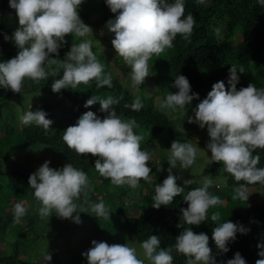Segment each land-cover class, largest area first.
<instances>
[{
  "label": "clouds",
  "instance_id": "1",
  "mask_svg": "<svg viewBox=\"0 0 264 264\" xmlns=\"http://www.w3.org/2000/svg\"><path fill=\"white\" fill-rule=\"evenodd\" d=\"M258 2L264 6V0ZM82 3L83 0H9V6L15 9L18 17L19 27L11 37L5 35V39L13 40L20 50L15 57L0 62V87L21 93L25 79L34 82L45 79L48 75L45 65L51 68L59 63V49L66 43L67 35L86 37L93 32L80 17L78 9ZM197 3L203 4L204 0H197ZM106 4L111 12L117 13L115 19H110L106 26L114 34L111 43L117 55L127 64L132 86H149L148 82L151 83L153 77L149 60L153 55L161 57L166 48L172 47L177 35L185 40L190 37L195 24L193 15L185 17L184 0H174L173 3L168 0H106ZM62 67V78L55 79L51 84L53 92L58 93L65 88L76 89L80 84L92 81L96 82L97 88L113 87L112 76L105 73V66L93 52L90 40L79 44L74 42L65 54ZM238 72L244 73L245 69L241 66L237 70V66L232 65L228 78L230 90L224 81L214 83L207 97L194 110V117L187 119L202 129L207 126L210 135L207 149L211 151V161L222 164L223 171L231 174L238 183L232 199L248 200L247 185L264 184V168L257 167L260 157L253 155L256 149H264V88L258 89L250 83L238 90ZM52 75L58 74L53 72ZM174 87L178 91L167 94L166 99L159 104L161 109L176 111L199 98L198 93H192L190 82L184 75L176 77ZM97 101L101 104V111L107 115L100 118L92 111L85 112L75 125L67 127L63 141L80 156L91 154L98 157L94 164L96 172L114 185L136 188L141 180L151 183L152 169L148 165L151 154L140 147L142 137L134 132L136 121L117 116L116 108L112 106L119 101L112 97L103 99L94 95L84 106L88 108ZM124 107L140 111L143 105L136 98ZM20 120L25 125L34 123L45 130L53 123L42 109H30L20 116ZM37 148L40 149L38 152L43 151L40 154L43 157L40 163L36 162L33 169L27 172H34L29 177V186L34 190V198L40 205L37 209L42 218L51 215L53 210L58 217L71 218L76 223H81L80 212L109 218V209L103 202L87 200L88 186L90 183H100V179L89 181L87 174L71 163L57 170L50 162V148L46 145ZM27 151L36 152V148H28ZM197 153L198 149L191 143L172 142L167 159L170 162L169 175L154 186L153 207L158 209L161 205H169L174 197L184 192V188L177 184L172 169L177 166L189 169ZM161 170L157 167V171ZM240 181L245 183L239 184ZM184 183L187 186L194 181L190 179ZM211 185L212 181L205 178L202 186L183 196L188 207L182 208L181 213L187 225L198 226L207 221L209 208L223 204L218 196L209 193ZM81 194L85 196L87 209L76 203ZM78 207H81L80 211H77ZM13 211L14 218L19 222L27 209L18 202ZM219 219V212L211 215L212 221ZM177 226L181 227V224ZM249 230L228 220L214 228L212 238L217 248L226 253L229 251V242L236 239L237 233ZM91 243L92 247L82 253L88 264H145V259L139 258L137 248L127 243L110 245L97 240ZM160 244L158 236L152 234L140 245L148 264H173V249L161 248ZM258 247L261 249L259 256L264 257V243ZM174 248L189 258L186 264H216L208 235L197 234L192 227L183 228L176 237ZM51 259V255L46 256L47 261ZM227 264H246V260L237 252ZM256 264H264V259H258Z\"/></svg>",
  "mask_w": 264,
  "mask_h": 264
},
{
  "label": "trees",
  "instance_id": "2",
  "mask_svg": "<svg viewBox=\"0 0 264 264\" xmlns=\"http://www.w3.org/2000/svg\"><path fill=\"white\" fill-rule=\"evenodd\" d=\"M173 3L174 0H168ZM185 17L192 14L195 20L193 31L190 37L185 40L182 36L177 37L172 42L171 48H166L161 57L153 55L151 63L150 85L137 88L136 91L131 86L122 83L121 76L118 77V70L128 73L127 64L119 57L109 38L110 31L104 36L97 31L91 32L86 37H77L71 34L69 43H64L59 49V63L52 65V69L45 65L48 75L39 82L25 79L23 86L30 88L23 93H14L9 89L0 87V264H88L87 258L82 255L92 247V241H104L116 244L127 240L121 236L126 231L131 240L142 242L152 234L157 235L161 248H172L173 264H186L188 257L178 253L175 248L177 235L183 228L192 227V230L199 234L205 233L209 237V246L212 255L218 264H227L229 259L234 258L239 252L246 260V264H256L261 249L259 242L255 239V228L264 221V203H254L248 207H238L227 218L216 222L211 220L208 213V220L200 225H187L182 218L181 209L188 207L183 196L190 190L200 187L193 177L194 183L185 185L183 179L180 181L184 192L173 198L169 205H161L158 209L152 206L151 183L141 180L140 190L143 197L140 202H132L131 206L138 208L137 214L130 212V206L126 204L129 200L133 188L130 186H117L109 179L100 176L94 167L98 157L86 154L78 155L69 149L62 137L68 126H73L78 119L87 111H92L100 118H104L107 113L101 111L99 101L86 108V101L96 95L99 98L107 99L112 97L119 103L113 105L116 108L117 116L124 120H135V134L142 137L140 147L151 154L152 169L150 176L156 174L155 181L162 183L166 178L163 171H157V167L162 164L154 156L152 142L155 140L161 146L160 149H170L173 141L189 143L191 134L183 131L175 120L176 117L183 116L184 111L190 113L198 104L207 97L212 90L214 83L224 81L227 89L229 69L232 65L243 67L244 73H239L240 77L237 89L247 87L253 83L258 89L264 88V6L258 0H204L203 4H198L197 0H184ZM106 0H102V8L106 7ZM81 11V10H78ZM84 23L91 25V18L86 13H80ZM117 13L101 16L97 24L104 25L108 17H114ZM222 27L223 38L218 35V29ZM19 27L18 17L15 9L9 6V0H0V62L15 57L19 50L11 39H5V35L11 37ZM242 32V39L235 41V37ZM84 40L92 42V50L105 66V73H110L113 79V87H96V82L80 84L76 89L65 88L59 93L61 98L52 103H41L35 109H42L47 113V118L52 120L51 127L45 130L42 126L34 123L25 125L21 122L20 116L27 112V108L20 101L24 93H42L45 90H52L51 84L55 79L63 76V59L70 51L72 44H79ZM99 42L108 55L94 42ZM56 58L55 54H52ZM112 58V61L110 58ZM118 69V70H117ZM117 71V72H116ZM55 72L58 75H52ZM178 75L188 78L192 93H198L199 98L193 99L191 104L176 111L165 110L159 104L166 99L170 92H177L174 81ZM151 88L161 90L160 98L153 95ZM139 98L143 107L140 111H134L125 104H131ZM18 99V100H17ZM66 124V126H64ZM46 145L50 148V159L53 168L60 169L67 163H71L78 170L84 171L89 177L100 179V183L94 182L93 190L88 191V200H99L109 209L108 219L90 216L89 213L80 212L81 223H76L73 219H62L55 215L53 210L51 215L41 217L38 209L39 204L34 198V190L29 186V177L32 171L27 172L24 167L19 166L25 163L18 156L22 149L37 148ZM159 153V151H158ZM253 155H259L260 161L257 167L264 168V149H256ZM11 156L15 157L16 163L7 161ZM17 157V158H16ZM9 163V164H8ZM166 163V162H165ZM19 164V165H18ZM15 165V166H14ZM222 164L214 162L212 169L218 168ZM163 166V165H162ZM227 183L230 186H238L234 177L226 173ZM139 182V183H140ZM240 181L239 184H244ZM264 184L256 183L247 186H260ZM115 187H118L116 192ZM112 190L115 194L110 198L105 192ZM150 191V192H146ZM146 192V193H145ZM90 193V194H89ZM126 197V198H125ZM125 198V199H124ZM22 203L27 209L26 215L19 222L14 218V205ZM30 202V203H29ZM113 202V203H112ZM76 203L86 209L84 194H81ZM78 207L77 211L81 210ZM36 208V209H34ZM76 213L73 214L75 216ZM231 220L244 228L250 229L246 233L238 232L236 239L228 244L229 251L219 250L213 240L214 228L223 222ZM181 224V227L177 225ZM254 229V234L252 233ZM159 251V248L157 249ZM36 254V255H35ZM51 255L50 261L46 256ZM34 257V258H33ZM38 257V260L35 258ZM34 259V260H33Z\"/></svg>",
  "mask_w": 264,
  "mask_h": 264
},
{
  "label": "rangeland",
  "instance_id": "3",
  "mask_svg": "<svg viewBox=\"0 0 264 264\" xmlns=\"http://www.w3.org/2000/svg\"><path fill=\"white\" fill-rule=\"evenodd\" d=\"M78 10L80 13H86L90 18H91V25L90 27L94 30L97 31L100 35L104 36L108 33V28H107V22L110 19H115L114 17H108L107 21L104 25L97 24V21L101 16H106L108 14H111L110 8L106 5L105 8H102V0H83V3L81 4L80 8ZM218 29V35L220 38H223V33H222V27L216 28ZM92 36L91 34H89ZM109 38H114V34L110 33ZM242 39V32L240 31L237 36L235 37V41H240ZM77 40V37L75 38ZM66 43L70 42V37L66 36L65 37ZM98 46L100 50H103V52L108 55V49H105L99 42L94 41ZM110 60L112 61L111 57ZM52 67V66H51ZM52 69V68H51ZM118 70V69H117ZM117 72V71H116ZM149 72H150V65H149ZM119 76H121L122 83H125L133 90L136 91L137 88H141L144 85L141 84L140 86H132L131 83V74L126 73L124 74L121 70H118ZM150 87V85H149ZM29 86H23L21 93H23L25 90L29 89ZM153 95L157 96L156 98H160L161 90L159 88H151L150 89ZM61 98V94L58 92H53L50 90H45L42 93H24L21 97V102L23 105L27 108V111L30 109L35 111L37 107L41 103H52L55 102L56 100H59ZM18 100V99H17ZM195 112H189L188 110L184 111L183 116L176 117L175 120L178 122L180 125V128L191 134V139L189 143H191L194 147L198 149L197 153V158L193 165L189 169H181L179 166L176 168L172 169V174L177 177V184L181 186L180 181L183 179H192L193 177L197 180L199 183V186H202V181L206 178L212 181V185L209 187L208 191L211 195L218 196L222 201L223 204H218L215 206H212L209 208L208 213L212 215L215 212L220 213V219L227 218L231 213L235 211L236 208L238 207H248L251 204L254 203H264V185L260 186H247V192H248V200H233L232 197L234 195V189L237 186H229L227 183V175L226 171H223V165L219 166L218 168L212 169L214 162L211 161V151L207 149V144L210 141V135L207 130V126H205L203 129L199 127V125L195 122L189 123L188 122V117H194ZM152 147L154 149V156L155 159L160 162L162 161V164H160V168L163 171V175L166 177L169 175L168 169L170 168V162L167 160L168 156L170 154V149H165L164 151L160 149V145L157 141L152 142ZM26 150H20L18 152V156L22 160L25 161V163H22L19 166L24 167L25 170H32L33 167L36 165V162L40 163V158L43 157L41 156L43 154V151L38 152L40 149L36 148V152H29ZM35 149H31L30 151H34ZM159 151V153H158ZM41 154V155H40ZM16 157V158H17ZM9 162L16 163L15 157L11 156L10 158L7 159ZM166 162V163H165ZM9 164V163H8ZM151 165H154V161L150 162ZM163 165V166H162ZM15 166V165H14ZM156 179V174L152 175V182L151 183V189L153 191L152 193V198L154 196V186L158 184V182L155 181ZM91 186H94V184L90 183ZM128 186V185H127ZM142 184L141 182L139 183V186L136 188H133L132 192L129 194L131 198L129 200H126V204L130 206V212L132 214H137L138 213V208L136 206H131L130 203L132 202H140V197H143L144 195L140 190L144 189H139L141 188ZM119 187V186H118ZM118 187H115L116 192H118ZM93 190V187H89L88 191ZM150 192V191H146ZM145 192V193H146ZM90 194V193H89ZM106 195H108L110 198L114 197V192L112 190L105 192ZM185 193L184 195H186ZM90 197V196H89ZM87 198V200L89 199ZM94 203H99L95 200H89ZM30 203V202H29ZM113 203V202H112ZM88 205L86 204V209ZM36 209V208H34ZM90 216H94V214L89 213ZM252 233L254 234V229H252ZM121 236L127 237V240H123L122 243L119 241L116 244H128L129 246H134L137 248L138 256L141 259H145V264H148L147 259L144 257L142 249L140 248L141 243H139L136 240H131L130 236L126 233V231H123ZM254 237L257 241L259 242H264V221L258 225V227L255 228V234ZM36 255V254H35ZM34 258V257H33ZM34 260V259H33ZM35 260H38V257L35 258ZM42 264V263H41ZM218 264V263H216Z\"/></svg>",
  "mask_w": 264,
  "mask_h": 264
}]
</instances>
